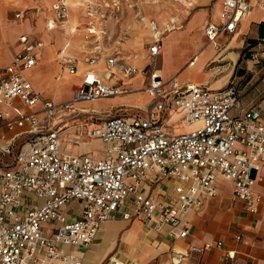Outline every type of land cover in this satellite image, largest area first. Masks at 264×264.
<instances>
[{
	"label": "built area",
	"instance_id": "built-area-1",
	"mask_svg": "<svg viewBox=\"0 0 264 264\" xmlns=\"http://www.w3.org/2000/svg\"><path fill=\"white\" fill-rule=\"evenodd\" d=\"M252 6L264 10V0L220 1L217 20L209 18L203 26L215 50L223 46L218 36L233 33ZM68 7L65 0L50 4L59 22L67 19ZM81 11L87 19L83 60L92 63L100 58L99 42L107 35L108 19L117 16L120 4L119 0H85ZM19 16L16 12L15 17ZM148 24L150 60L142 68L123 60L117 63L115 56H107L106 62L108 66L117 63L125 77L145 74L148 80L142 90L152 97V104L134 114L95 120L90 115L92 124L82 118L87 109L78 106L80 102L111 97L130 87L103 82L87 71L69 101L56 104L43 99L27 75L37 63L42 42L29 40L26 34L19 36L20 50L0 72V125L21 128L7 145L0 146V264H82L66 247L87 246L102 223L115 217L121 207H125L123 218L139 216L148 221L155 217L159 225L167 226L170 236L185 237L186 213L198 207L203 196L217 194L218 178L230 180L232 196L242 200L247 211L257 212L260 195L252 185L256 172L264 168V121L258 108L251 106L239 115L232 114L239 102L232 84L212 90L201 84L180 83L174 76L162 79L156 58L162 51L163 30L154 20ZM57 55L62 68L76 71L75 57L66 55L64 48ZM250 58L257 59L258 54L251 52ZM15 99L24 106L40 103L41 107L24 110ZM173 110L180 113L179 123L196 125L171 133L165 119ZM65 111L78 117L77 124L83 128L79 135L102 140L100 157L73 154L62 145L61 132L69 127V119L62 116ZM21 134L24 138L14 147ZM149 177L173 178V193L167 198L142 193L139 187ZM73 200L81 201V212L77 219L68 220L64 207ZM110 261L136 264L119 258Z\"/></svg>",
	"mask_w": 264,
	"mask_h": 264
},
{
	"label": "crops",
	"instance_id": "crops-1",
	"mask_svg": "<svg viewBox=\"0 0 264 264\" xmlns=\"http://www.w3.org/2000/svg\"><path fill=\"white\" fill-rule=\"evenodd\" d=\"M55 0H0V17L6 9H15L20 13L13 23L0 26V38L5 45L0 46V72L10 63L13 55L20 50L19 36L26 34L31 41L39 40L42 46L38 49L37 63L27 71L33 88L41 98L54 103H64L71 99L73 89L81 82L85 72L92 71L103 82L130 87L131 90L111 97L98 98L80 102L78 106L106 102V108L119 107L123 104L136 106L138 111L152 104V97L142 90L148 78L145 74H133L125 77L117 63L125 61L137 68H142L149 60L148 45L150 28L148 20H154L147 7L148 0H119L120 11L116 17H109L107 35L100 40L101 55L95 62L83 60L87 49L83 47V30L87 19L81 11V3H68V17L59 22L53 15L50 4ZM219 0L209 18L217 20ZM41 3L35 12V30L31 29L24 17L23 8L27 5ZM208 10L201 8L191 17L190 28L163 30L161 36L162 51L157 55L156 67L162 79L175 77L180 83H196L212 90H219L232 84L238 95L237 107L231 110L234 115L243 113L251 106L258 108L264 121V36L258 38L261 24L264 22V10L252 6L249 12L238 21L235 31L231 34L218 36L222 43L220 50H215L204 34V19ZM246 15V16H245ZM20 19V20H19ZM19 20V21H17ZM203 23L202 30L198 28ZM50 24L51 27H47ZM74 30L70 32L69 30ZM168 33L165 36V31ZM167 32V31H166ZM165 36V37H164ZM254 39V41H252ZM178 47L179 55L173 57L172 48ZM64 48L66 55L75 57L76 71L71 73L62 68L57 52ZM256 52L257 59L250 58ZM107 56H115L117 63L108 66ZM162 62L164 68L162 67ZM242 67L243 71L238 72ZM65 83L64 92L61 84ZM19 104L24 110H37L40 103L28 107ZM98 106V105H94ZM3 106L0 104V109ZM86 108V107H84ZM93 109L83 117L94 116ZM180 113L173 110L165 119V126L171 133L192 129L196 124L182 125L179 123ZM95 120V119H93ZM88 121V120H87ZM92 124V121H88ZM92 122V123H91ZM69 127L61 132V142L73 154H89L100 157L104 143L99 137L79 135L81 126L77 120L68 123ZM179 125L187 129H178ZM89 126V125H88ZM87 126V127H88ZM21 128L14 126L8 129L0 125V146L10 142L12 135L19 134ZM79 137L78 142L73 139ZM24 138V134L16 137L15 144ZM99 144V149L92 148ZM6 159L8 155H4ZM252 190L260 195L256 213L247 211L242 200L232 196V182L218 178V191L215 196H203L201 204L190 209L184 218L188 228L185 237H173L167 233L166 225H159L155 217L146 221L135 216L129 219L122 217L125 207L119 208L116 216L102 223L94 238L87 246H67L82 260V264H111V258H119L136 264H264V168L256 172ZM145 179L139 190L157 198L171 195L173 178L159 180ZM68 220L77 219L81 212V201L73 200L65 207ZM240 236L236 238V236ZM220 242V244H219ZM201 251L192 247H203ZM229 254V255H228ZM181 256L179 262L176 257Z\"/></svg>",
	"mask_w": 264,
	"mask_h": 264
},
{
	"label": "rangeland",
	"instance_id": "rangeland-1",
	"mask_svg": "<svg viewBox=\"0 0 264 264\" xmlns=\"http://www.w3.org/2000/svg\"><path fill=\"white\" fill-rule=\"evenodd\" d=\"M192 2L191 6H184L181 1L179 0H148L146 1L147 7L150 8V14L152 15L153 18L156 19L158 24L160 25V28H164L168 23L170 25H174L173 30H179V29H184V28H190V19L192 15L199 9L205 8L208 10V14L206 18L204 19L203 23L205 20L209 17H211L213 9L216 7V4L219 0H190ZM44 5V4H43ZM41 3L37 4H32V5H27L23 8H20V11H23L24 17H22V20L27 19L29 26L31 29L35 30L36 28V20L32 18H36L35 12L37 11L41 6H43ZM14 10L15 9H6L5 14L0 17V26L8 25L13 23V19H15L14 15ZM173 19V20H171ZM20 20V19H19ZM17 20V21H19ZM203 23L198 27L200 30H202ZM167 31V32H166ZM165 31V36L168 33V30ZM164 36V37H165ZM0 42L2 44V47L5 45L4 41L0 38ZM83 47L85 48L86 41L84 40L83 37ZM0 44V46H1ZM179 50L178 47L172 48L171 54L173 57H177L179 55ZM163 65V62H162ZM164 68V65L162 66ZM66 87V84L63 83L61 84V90L64 92ZM106 102H100L98 101L97 104L98 106H94L91 104L85 105L84 107L88 108L89 110L93 109L95 112H93L94 116L93 119H96L98 117H109L113 116L118 113L122 114H134L137 112L136 106H128V105H122L119 107H104L107 106L105 105ZM62 116L64 118L69 119V123H73L76 120H78V117H74L72 115V112L70 111H65ZM83 119H86L89 121V116L87 117H82ZM181 124V123H180ZM184 125V124H182ZM178 129L183 130L187 129V126H181L179 125ZM92 148L94 149H99L100 146L99 144H93Z\"/></svg>",
	"mask_w": 264,
	"mask_h": 264
},
{
	"label": "bare ground",
	"instance_id": "bare-ground-1",
	"mask_svg": "<svg viewBox=\"0 0 264 264\" xmlns=\"http://www.w3.org/2000/svg\"><path fill=\"white\" fill-rule=\"evenodd\" d=\"M9 2L11 1V0H8ZM68 3L70 2V0H66ZM179 1H181L182 2V4L184 5V6H191L192 5V2L190 1V0H179ZM72 2V1H71ZM70 2V3H71ZM82 2V0H74L72 3L73 4H80ZM246 16V15H245ZM171 20H173V19H171ZM172 27V25H170L169 23L166 25V29H170ZM87 109V108H86Z\"/></svg>",
	"mask_w": 264,
	"mask_h": 264
},
{
	"label": "water",
	"instance_id": "water-1",
	"mask_svg": "<svg viewBox=\"0 0 264 264\" xmlns=\"http://www.w3.org/2000/svg\"><path fill=\"white\" fill-rule=\"evenodd\" d=\"M264 36V22L263 24H261L259 32H258V38H262ZM252 41H254V39H252ZM243 71L242 67L238 68V72L241 73Z\"/></svg>",
	"mask_w": 264,
	"mask_h": 264
}]
</instances>
